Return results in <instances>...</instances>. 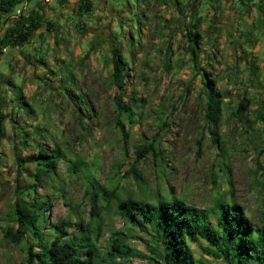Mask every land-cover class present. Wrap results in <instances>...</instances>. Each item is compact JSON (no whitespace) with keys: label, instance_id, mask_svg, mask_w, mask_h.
<instances>
[{"label":"rangeland","instance_id":"374dc122","mask_svg":"<svg viewBox=\"0 0 264 264\" xmlns=\"http://www.w3.org/2000/svg\"><path fill=\"white\" fill-rule=\"evenodd\" d=\"M88 1L90 11L73 13L75 7L66 10L62 2L31 0L27 13L36 10L42 28L29 42L8 44L0 52V264H26L28 244L11 243L2 228L19 196L31 201L30 184L42 199L51 197L42 224L49 239L57 223L75 220L72 210L90 221L88 166L94 179L118 186L122 197L138 196L135 180L118 174L119 164L132 163L135 151L152 142L159 153L143 158L139 169L154 194L161 188L203 210L231 188L259 224L264 216V134L258 121L264 99V0ZM25 5L17 7L18 14ZM197 18L201 25L193 30ZM190 30L200 34L195 60L186 36ZM113 49L130 61L123 90L111 78ZM211 79L224 96L217 137L204 111ZM116 95L135 116L120 114ZM244 97L252 103L240 120L235 112ZM118 119L130 133L127 157ZM36 143L47 152L60 144L66 149L56 178L35 180L30 158L39 151ZM75 154L87 164L72 172ZM27 160L28 171L21 170L19 161ZM103 207L99 246L105 253L113 231L124 229V219L115 203ZM128 245L140 255L116 264H150L144 242L136 237ZM202 245L191 244L197 263L229 264L206 255Z\"/></svg>","mask_w":264,"mask_h":264},{"label":"trees","instance_id":"16d2710c","mask_svg":"<svg viewBox=\"0 0 264 264\" xmlns=\"http://www.w3.org/2000/svg\"><path fill=\"white\" fill-rule=\"evenodd\" d=\"M26 1L0 0V28L5 22H13L5 34L0 36V52L8 44L19 46L29 42L31 35L42 28L43 18L36 10L22 15L17 13L16 7ZM82 2L77 13L91 10L88 0ZM195 7L194 3L192 9ZM200 25L201 19L197 18L193 22V30H198ZM186 36L195 60L196 49L200 44L199 31L190 30ZM112 52L111 78L123 90L130 61L121 59L114 49ZM204 94L207 99L205 118L211 134L216 136L214 129L221 123L224 96L214 79L208 81ZM115 99L120 114L130 112L131 115H136L132 107L123 102L121 95H116ZM251 103L250 99L244 97L235 116L244 120ZM259 104L258 121L263 126L264 134V99ZM117 126L124 140L125 156H130V133L127 125L118 119ZM28 134L26 133L27 136ZM23 141L29 142L26 137ZM215 141L217 143L219 140ZM36 146L39 151L30 158V162L35 164V180L56 178L59 162L62 157L67 156L64 153L66 149L60 144L52 152H47L41 143H36ZM150 153H159L155 142L139 147L132 163L119 164L118 174L121 173L124 179L135 180L139 188L138 196L127 192L122 197L118 186L107 187L94 179L88 166L91 178L85 197H89L92 202L90 221L85 223L78 212L72 210L75 220L57 223L53 226L49 239L48 236L44 237L42 224L46 222L45 214L50 209L51 197L42 199L36 194V185L30 184L26 190L31 201L25 196L17 198L12 212L6 217L7 224L2 228L4 237L15 245L23 242L28 244L26 264H116L120 259L128 260L140 255L139 250L128 245L136 237L148 248L151 255L143 256L150 264H199L194 259L191 244L203 246V242L206 244L203 252L216 260H224L229 264H264V216L259 224L254 223L231 188L219 193L211 205L203 210L196 209L184 199H178L161 188L154 194L139 169L140 161ZM27 162L29 161H19V168L28 171L25 167ZM86 164L82 156L75 154V161L69 170L75 172ZM108 202L115 203L117 214L124 219V229L113 231L108 240V249L103 253L99 241L103 232V204ZM135 233H142L145 237Z\"/></svg>","mask_w":264,"mask_h":264},{"label":"crops","instance_id":"0c3cea01","mask_svg":"<svg viewBox=\"0 0 264 264\" xmlns=\"http://www.w3.org/2000/svg\"><path fill=\"white\" fill-rule=\"evenodd\" d=\"M30 1L31 0H28L25 4V6H26V8L25 9H23V10H21V13L23 12V13H25L26 12V14H28L27 13V8H28V6H29V4H30ZM53 2H62L63 3V5H64V7L66 8V6H73V7H75L74 8V10H73V13H77V10H78V8H79V6L83 3L82 2V0H51L50 1V3L52 4ZM48 3V2H47ZM49 3V4H50ZM24 6V7H25ZM16 9H17V7H16ZM68 8H66V10H67ZM17 11H20V10H17ZM14 16L15 15H13L12 16V18H14ZM12 24H13V22L12 21H10V22H5L2 26V28H0V30L2 31L1 33H0V36H2V35H4L5 34V32H6V30L9 28V27H11L12 26ZM39 31V30H38Z\"/></svg>","mask_w":264,"mask_h":264},{"label":"built area","instance_id":"2783aa9c","mask_svg":"<svg viewBox=\"0 0 264 264\" xmlns=\"http://www.w3.org/2000/svg\"><path fill=\"white\" fill-rule=\"evenodd\" d=\"M51 0H46V2H50Z\"/></svg>","mask_w":264,"mask_h":264},{"label":"water","instance_id":"95a60500","mask_svg":"<svg viewBox=\"0 0 264 264\" xmlns=\"http://www.w3.org/2000/svg\"><path fill=\"white\" fill-rule=\"evenodd\" d=\"M28 3V2H27ZM23 14V12L21 13V15Z\"/></svg>","mask_w":264,"mask_h":264}]
</instances>
